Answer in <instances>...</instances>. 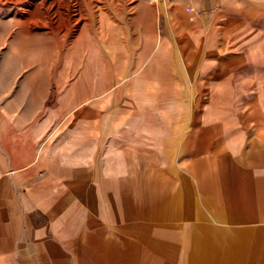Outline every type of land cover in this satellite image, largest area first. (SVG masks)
<instances>
[{
	"label": "crops",
	"instance_id": "obj_1",
	"mask_svg": "<svg viewBox=\"0 0 264 264\" xmlns=\"http://www.w3.org/2000/svg\"><path fill=\"white\" fill-rule=\"evenodd\" d=\"M147 1L164 25L129 81L0 106V264H264V11Z\"/></svg>",
	"mask_w": 264,
	"mask_h": 264
},
{
	"label": "rangeland",
	"instance_id": "obj_2",
	"mask_svg": "<svg viewBox=\"0 0 264 264\" xmlns=\"http://www.w3.org/2000/svg\"><path fill=\"white\" fill-rule=\"evenodd\" d=\"M134 1L0 0V106L50 108L57 87L87 67L109 78L112 87L129 81L134 68L123 67L125 60L136 59L140 46L150 42L147 27L156 33L164 25L161 16L155 21V4L136 9ZM249 2L264 11V0ZM84 86L79 93L84 105L101 110L110 104L104 83L96 81L94 91Z\"/></svg>",
	"mask_w": 264,
	"mask_h": 264
}]
</instances>
